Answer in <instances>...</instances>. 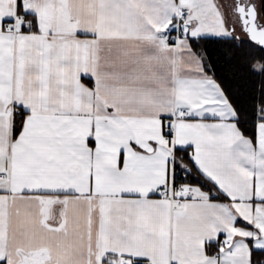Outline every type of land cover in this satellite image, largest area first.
Returning a JSON list of instances; mask_svg holds the SVG:
<instances>
[{
	"label": "snow or ice",
	"instance_id": "obj_1",
	"mask_svg": "<svg viewBox=\"0 0 264 264\" xmlns=\"http://www.w3.org/2000/svg\"><path fill=\"white\" fill-rule=\"evenodd\" d=\"M0 264H264V0H0Z\"/></svg>",
	"mask_w": 264,
	"mask_h": 264
}]
</instances>
